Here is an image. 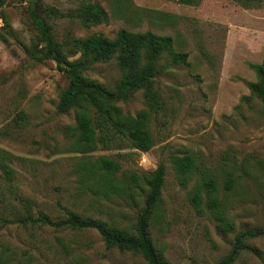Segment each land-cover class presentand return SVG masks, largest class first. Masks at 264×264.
<instances>
[{
	"label": "rangeland",
	"instance_id": "rangeland-1",
	"mask_svg": "<svg viewBox=\"0 0 264 264\" xmlns=\"http://www.w3.org/2000/svg\"><path fill=\"white\" fill-rule=\"evenodd\" d=\"M96 3L107 8V19L93 17ZM31 4L65 57L85 63L83 76L112 90L124 78L117 56L96 59L84 40L114 38L121 28L149 30L172 36L174 49L189 53L180 64L169 53L160 58L157 106L144 87L114 101L126 116L150 112L149 151L83 145L77 109L57 110L68 78L45 56ZM7 22L13 32L9 42L0 39V176L5 162L14 188L0 185V216L14 218L18 194L34 214L61 221L75 212L137 235L148 177L163 161L165 182L149 230L166 260L217 264L239 232L264 229V101L248 86L257 81L251 64L264 58V0H0V25ZM103 156L119 168H103ZM185 156L193 166L183 174L175 159ZM245 245L233 264H264V234ZM0 264L150 263L140 251L108 246L96 229L10 223L0 230Z\"/></svg>",
	"mask_w": 264,
	"mask_h": 264
},
{
	"label": "trees",
	"instance_id": "trees-1",
	"mask_svg": "<svg viewBox=\"0 0 264 264\" xmlns=\"http://www.w3.org/2000/svg\"><path fill=\"white\" fill-rule=\"evenodd\" d=\"M31 17L38 28L45 56L56 62L57 67L68 78L67 88L62 92L57 110L59 113H69L77 109V127L80 130L81 141L88 149H96L99 145L104 148L117 145L125 148L129 145L141 151H149L154 145V138L149 129L148 121L150 112L141 111L136 117L123 115L114 101L120 93L131 92L134 89L144 87L145 96L149 104L158 105V92L156 90L157 77L164 71L159 60L164 53H169L176 64L185 63L188 60V52H180L174 49V40L170 35H158L152 31L133 32L126 28L117 31L114 38L100 36L84 40V51L91 53L96 59L104 60L117 56L123 70L124 78L116 90L107 88L94 80L83 76L81 70L85 63L70 61L65 57L61 48H57L53 40L51 28L43 17L37 14L34 6L30 5ZM54 15L64 16L63 12L52 9ZM96 19L108 18V10L101 4H94L91 9ZM0 25V39L9 42V34L13 32L10 24ZM257 75V81L248 82L253 95L264 101V58L260 64H251ZM99 164L107 170L119 168L111 158L103 156L98 160ZM175 162L183 174L189 172L193 166L190 156L176 158ZM4 175L0 176V185L14 188V170L3 162ZM166 165L161 161L157 168L148 177L149 191L146 204L137 222V235L130 236L111 229L106 223L92 217L69 212L66 219L55 221L49 214L39 212L34 214L29 203L16 194V200L21 208L15 209L10 219L5 215L0 216V230L10 223L30 226H49L60 228L64 226L73 229H96L108 246L120 249L135 250L143 253L150 264H172L158 251L150 236V218L152 210L159 201L165 182ZM135 181L139 178L132 174ZM210 191L214 192L216 186L213 180L208 182ZM219 201L212 197L210 205L217 207ZM233 228V225H228ZM264 234V229L245 230L236 235L230 253L217 264H233L241 250L248 248L245 240ZM255 251L254 248H249Z\"/></svg>",
	"mask_w": 264,
	"mask_h": 264
}]
</instances>
